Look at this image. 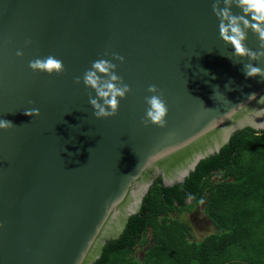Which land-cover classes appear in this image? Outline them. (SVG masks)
Listing matches in <instances>:
<instances>
[{"label": "water", "instance_id": "water-1", "mask_svg": "<svg viewBox=\"0 0 264 264\" xmlns=\"http://www.w3.org/2000/svg\"><path fill=\"white\" fill-rule=\"evenodd\" d=\"M215 2L0 0V118L14 125L0 131V264H94L157 178L184 182L248 128L264 105L247 95L264 94V78H246L245 65L264 69V59L238 57L221 38ZM246 43L264 50L252 31ZM48 55L63 73L31 70ZM101 58L132 89L109 119L95 117L83 84ZM152 84L169 109L165 128L143 122ZM33 107L39 117L24 114Z\"/></svg>", "mask_w": 264, "mask_h": 264}, {"label": "trees", "instance_id": "trees-1", "mask_svg": "<svg viewBox=\"0 0 264 264\" xmlns=\"http://www.w3.org/2000/svg\"><path fill=\"white\" fill-rule=\"evenodd\" d=\"M200 205L213 231L192 241L183 215ZM94 264H264V130L235 133L184 182L167 187L157 178Z\"/></svg>", "mask_w": 264, "mask_h": 264}, {"label": "clouds", "instance_id": "clouds-1", "mask_svg": "<svg viewBox=\"0 0 264 264\" xmlns=\"http://www.w3.org/2000/svg\"><path fill=\"white\" fill-rule=\"evenodd\" d=\"M235 5L240 10L239 14L232 11ZM212 9L219 19V31L221 38L233 46L234 52L238 57H248L250 60L260 61L264 59V50L253 51L247 47L248 33L252 31L257 34L261 40V49H264V0H224V6L221 7L218 0L213 3ZM31 44V41H26ZM16 55L22 57V50H17ZM112 59L120 63L124 62V57L113 54ZM29 67L34 72L52 74H61L64 71L63 61L55 56L37 57L29 61ZM103 74L105 79L101 78ZM246 78H264V69L256 64L248 63L245 65ZM75 83L80 84V77L75 78ZM83 84L96 93V98L89 96V103L94 108V115L97 119H109L115 117L118 113L120 101L126 99L132 89L122 77L117 74V64L112 60L99 59L92 62L91 68L83 74ZM150 95L145 97L147 105L145 111L146 119L143 121L146 125L152 124L160 128L167 127V117L169 114L168 106L162 98L160 89L152 84L147 89ZM248 103L256 101L257 104L264 105V94L257 95L252 92L247 95ZM239 107H247V104H241ZM26 116L33 118L39 117L41 112L38 108L26 109ZM251 127L257 134L264 129V107L252 108L240 127ZM14 125L7 119L0 118V131H7ZM191 199V196H189ZM202 202V201H201ZM4 227L0 224V229ZM144 257V253H143Z\"/></svg>", "mask_w": 264, "mask_h": 264}, {"label": "rangeland", "instance_id": "rangeland-1", "mask_svg": "<svg viewBox=\"0 0 264 264\" xmlns=\"http://www.w3.org/2000/svg\"><path fill=\"white\" fill-rule=\"evenodd\" d=\"M183 218L186 219L191 224L192 233H193L191 238L192 241H201L206 236L211 234L213 231L212 228H208V223H209L208 218L203 213L202 205L196 207V209L191 213H186L185 215H183ZM149 237L150 235L147 236V238L144 240L143 243H148ZM143 252H144L143 249L139 250V253L142 256H143Z\"/></svg>", "mask_w": 264, "mask_h": 264}]
</instances>
